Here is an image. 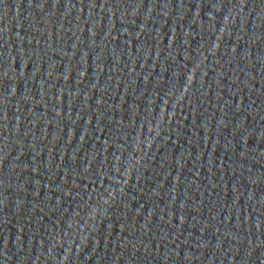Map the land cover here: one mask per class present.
<instances>
[{
    "label": "water",
    "instance_id": "1",
    "mask_svg": "<svg viewBox=\"0 0 264 264\" xmlns=\"http://www.w3.org/2000/svg\"><path fill=\"white\" fill-rule=\"evenodd\" d=\"M195 0H0V218L49 154Z\"/></svg>",
    "mask_w": 264,
    "mask_h": 264
}]
</instances>
